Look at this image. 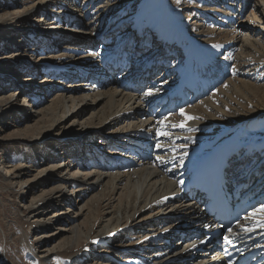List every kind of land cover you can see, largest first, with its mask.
<instances>
[{
  "label": "bare ground",
  "instance_id": "obj_1",
  "mask_svg": "<svg viewBox=\"0 0 264 264\" xmlns=\"http://www.w3.org/2000/svg\"><path fill=\"white\" fill-rule=\"evenodd\" d=\"M254 2L0 0V264H217L219 254L190 251L195 243L173 247L177 229L205 216L194 200H184L180 183L169 178L163 163L110 171L82 161L88 149L109 150L110 144L153 127L163 138V149L189 169L234 137L235 146L252 159L264 156V0ZM33 11L37 18L29 25ZM73 21L92 34L68 38L47 31L53 23ZM103 32L140 37L136 46L149 47L145 63L179 64L176 71L172 66L171 83L206 62L225 64L228 78L208 97L185 107L186 115L156 123L142 119L140 97L115 83H63L73 78V64L98 65L97 54L81 45ZM24 52L29 58H23ZM75 77L83 81L80 74ZM13 87L27 97V110L14 91L5 94ZM11 119L16 129L6 134ZM78 119L85 124L83 131L72 130ZM181 123L185 126H176ZM47 179L54 182L45 187ZM28 195L32 199L27 202ZM60 204L64 207L46 214ZM79 204L76 217L68 213ZM59 219L56 230H49Z\"/></svg>",
  "mask_w": 264,
  "mask_h": 264
},
{
  "label": "rangeland",
  "instance_id": "obj_2",
  "mask_svg": "<svg viewBox=\"0 0 264 264\" xmlns=\"http://www.w3.org/2000/svg\"><path fill=\"white\" fill-rule=\"evenodd\" d=\"M253 2L254 1H257V0H252ZM255 3V2H254ZM104 5H107V2H104ZM18 7V6H17ZM15 9H16V7H15ZM78 12V11H77ZM16 15V16H15ZM29 15V17H28V24L29 23H32V21H34V19L35 18H37V17H35L36 15H35V12L33 11V14H31V13H29L28 14ZM12 16L14 17H18V13L16 14V11H13L12 12ZM246 17V16H245ZM34 18V19H33ZM84 18V17H83ZM31 20V21H30ZM36 21V20H35ZM35 23H37V22H35ZM53 23V22H52ZM67 23H69V22H66V24ZM71 24H73V25H71ZM29 25H31V24H29ZM51 25V24H50ZM53 25H55V27L54 28H49V29H47V31L48 32H51V31H53V30H55V31H57V32H59V34L60 35H62V36H65V37H68V35H70V36H72V34L73 33H76V36L77 37H81V36H83V34L84 33H87V34H92V32H84V31H81L79 28L77 29V27L75 26V23H74V21L73 22H70L69 23V25H65V23L64 22H60V23H58V24H54L53 23ZM73 26H75V27H73ZM52 27V26H51ZM67 27V30L65 29ZM74 28V29H73ZM71 29H73V30H71ZM75 29H76V32H75ZM69 36V37H70ZM68 37V38H69ZM43 40V39H42ZM78 40V39H77ZM62 41H66V40H62ZM61 41V42H62ZM79 41V40H78ZM19 44H22V42L20 43L19 42ZM63 45V44H62ZM65 45V44H64ZM55 51H59V50H55ZM24 54L25 55H27L26 57H23V58H26L27 59V57H28V55H30V53H28V52H24ZM31 54H33V53H31ZM6 55V54H5ZM4 55V56H5ZM180 55H182V54H180ZM34 56V55H33ZM29 58V57H28ZM34 58V57H33ZM25 59V60H26ZM24 60V61H25ZM26 61H28V60H26ZM34 62H36V60L34 59ZM58 63V62H57ZM41 65H43V64H41ZM47 67V66H46ZM39 71V68H37V69H35L34 71H32L31 73H30V75H32V74H36V72H38ZM27 72H25L24 71V74H26ZM42 79H44V76L42 77ZM69 80L68 81H64L63 83L64 84H66L65 85V87L69 84V83H71V84H73L74 82L73 81H71L73 78H68ZM69 81H71V82H69ZM22 85V88L24 89V85H23V83L21 84ZM10 90H12V91H7L5 94H11V92H13L14 91V93H16L15 94V99H17L18 100V103H19V106L21 107V108H23V109H25V110H27L28 109V101L26 100V98L27 97H24V94H22V93H20L18 90L19 89H17V87H13L12 89H10ZM18 91V92H17ZM53 92H56V91H53ZM53 92H52V94H53ZM49 95H50V93H49ZM55 95V94H54ZM18 96V97H17ZM43 96V95H42ZM42 99H43V101L45 100V97H42ZM45 102V101H44ZM89 102H91V101H89ZM29 108H31V107H29ZM88 115V114H87ZM74 120V118L72 119V120H70L69 121V123L67 124V126L72 122ZM78 121L79 122H81V120H77V121H75L74 123H76L75 125H73V129L72 130H81V131H83V129H84V125L83 124H81L80 125V123H78ZM7 122H9V124L7 125V127L5 128V133L6 134H10L12 131L14 132V130L16 129L13 125H14V123H13V120L11 119V120H8ZM69 128H72V126H69ZM11 131V132H10ZM12 132V133H13ZM1 155H2V153H1ZM4 162V161H3ZM2 165H4L3 163H2V160H1V158H0V166H1V170L3 169V167H2ZM83 170V171H82ZM4 171V170H3ZM33 169H31V172H27L26 174H24V177H28V176H30L32 173H33ZM81 171L82 172H84L85 170L84 169H81ZM72 172V171H71ZM53 180H49V179H47L46 180V184H45V187H47V186H50V185H52L53 184ZM32 199V196H30V195H28V196H26V198H25V200L28 202V201H30ZM187 202H191V201H187ZM64 204H60L57 208H55V209H53V210H51V211H48L46 214L47 215H49V214H51L52 212H54L55 210H57V209H59L60 207L62 208V207H64L63 206ZM80 205L81 204H79V205H77V206H75V207H73L72 208V210H71V212L69 211L68 213H70L72 216H74V217H76V213H78L77 211H80ZM77 208V209H76ZM198 208H199V210H200V207L198 206ZM184 210H181V211H179L178 213L179 214H182V212H183ZM168 213H170L169 211H166V213H165V215H167ZM61 219H63V218H61ZM60 220V219H59ZM57 220L56 221V225L54 226V225H52L50 228H49V230H56L55 228H56V226H57V224H59V223H61V221L62 220ZM54 228V229H53ZM45 230H47V229H45ZM64 235V234H63ZM174 243H173V247H176V248H180V247H182L183 245H181V243L178 241V240H175L174 239V241H173ZM177 243H179V244H177Z\"/></svg>",
  "mask_w": 264,
  "mask_h": 264
},
{
  "label": "snow or ice",
  "instance_id": "obj_3",
  "mask_svg": "<svg viewBox=\"0 0 264 264\" xmlns=\"http://www.w3.org/2000/svg\"><path fill=\"white\" fill-rule=\"evenodd\" d=\"M149 94H150V93H149ZM181 115H186V114L184 113L183 109L181 110ZM188 119H199V117L189 116ZM176 126L183 127V126H185V125H184L183 123H181L180 125H176ZM161 134H162V135H168V133H166V132H162ZM258 211L264 213V205H262L261 208H260ZM246 230H247V229H246Z\"/></svg>",
  "mask_w": 264,
  "mask_h": 264
}]
</instances>
